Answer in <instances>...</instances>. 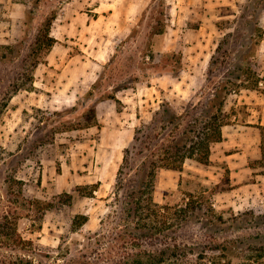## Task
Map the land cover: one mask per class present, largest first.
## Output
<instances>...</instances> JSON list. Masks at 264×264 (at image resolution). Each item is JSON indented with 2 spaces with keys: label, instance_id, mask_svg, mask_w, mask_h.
<instances>
[{
  "label": "rangeland",
  "instance_id": "374dc122",
  "mask_svg": "<svg viewBox=\"0 0 264 264\" xmlns=\"http://www.w3.org/2000/svg\"><path fill=\"white\" fill-rule=\"evenodd\" d=\"M260 4L261 0H0V45H15L12 50L0 47V207L7 197L26 199L24 206L10 205L20 211L21 234L49 253L44 263L106 264L97 240L108 235V225L101 221L111 209L113 185L123 149L139 122L137 113L148 118L164 99L176 107L194 95L198 99L219 43L230 55L219 67L232 69L234 56L245 49L246 22L258 18L264 29ZM51 13V34L58 42L45 53L36 37ZM240 23L242 30L236 28ZM229 33L234 35L227 37ZM256 47L252 66L263 81L227 96L224 109L236 116L222 128L223 139L213 144L211 162L187 160L182 170H161L153 192L157 202L170 205L182 202L189 192L205 197L217 215L228 219L225 228H208L218 229L222 243L264 231V222L256 217L264 213V174L251 166L260 157L256 124L264 125V36ZM37 58L32 90L12 94L14 83ZM95 81L96 94L116 95L121 111L109 101L97 109L99 125L59 131L41 144L44 130L38 119L43 113L70 108ZM62 83L73 90L59 91ZM74 116L69 113L67 119ZM234 170L241 175L235 176ZM235 178L243 183L258 179L259 184L234 190ZM86 184H97L93 195L87 194L89 188L84 193L74 190ZM246 211L253 213L246 216L251 220L248 229L227 227L233 215ZM77 215H87V222L75 226ZM189 231L197 232V226ZM248 243L240 244L231 260L208 250L206 258H193L190 264H264V255L257 258V251L247 246L258 244Z\"/></svg>",
  "mask_w": 264,
  "mask_h": 264
},
{
  "label": "trees",
  "instance_id": "16d2710c",
  "mask_svg": "<svg viewBox=\"0 0 264 264\" xmlns=\"http://www.w3.org/2000/svg\"><path fill=\"white\" fill-rule=\"evenodd\" d=\"M260 5L264 6V0H261ZM244 13L240 14V18ZM54 19V13L49 14L36 37L45 53L58 42L51 34ZM246 23L242 35L245 49L234 56L232 69L221 71L219 65H224L230 55L222 48L223 42L218 44L210 57L205 83L197 95L198 99L194 95L181 107L164 99L150 111L148 118L137 114L139 122L134 128L131 141L123 149L122 162L113 185L114 199L109 204L111 209L101 221L102 225H108V235L104 234L102 239L97 240L103 249L102 261L106 264H190L193 258H206L208 250L220 252L218 256L231 260L236 256V249H241L240 244L246 241L250 242L248 244H258L247 245L257 251V258L264 255V231L247 233L225 243L218 242V229L211 232L208 228L216 225H220V229L225 228L228 219L222 214L217 215L216 210L207 205L205 197L189 192L182 202L170 205L157 202L153 195L162 169L182 170L187 160L203 165L211 162L212 144L223 139L222 128L231 124L236 116L233 110L227 112L224 109L227 96L242 88L254 89L263 81V77L253 68L252 60L256 56V46L264 36V29L259 26L258 18L253 23ZM236 28L243 29L241 23ZM159 32H162L161 29ZM230 35L234 33H229L227 37ZM0 47L12 50L15 45ZM39 63L37 58L23 72V77L14 83L12 94L20 89L32 90L33 71ZM170 69L176 72L172 64ZM96 88L97 81L70 108L56 110L48 116V112L43 113L38 119L41 123L39 126L44 130V135L39 137L41 144L48 142V138L59 131L99 125L97 104L102 100L114 99L118 111L121 110V100L116 95H97ZM35 110L42 111L39 107ZM69 113L75 114L73 120L67 119ZM49 121L53 123L48 126ZM256 126L260 133V157L251 166L260 167V173L264 174V125ZM21 149L20 147L17 153ZM15 154L9 152L10 156L14 157ZM12 181L20 180L13 178ZM88 188L90 191L87 194L93 195L98 186L86 184L76 186L74 190L84 193ZM65 194L70 196L69 193ZM21 198L20 201L7 197L0 207V264H46L42 259L49 258V253L44 251L40 243L25 238L19 231L20 211L10 204L24 206L26 199ZM238 214L241 216L233 215L227 227L240 225L241 228L248 229L251 220L246 219V216H253V213L246 211ZM256 217L264 222V213ZM241 218L243 219L238 221ZM87 220V215H77L72 221L79 227ZM191 225H196L198 231L191 233Z\"/></svg>",
  "mask_w": 264,
  "mask_h": 264
},
{
  "label": "crops",
  "instance_id": "0c3cea01",
  "mask_svg": "<svg viewBox=\"0 0 264 264\" xmlns=\"http://www.w3.org/2000/svg\"><path fill=\"white\" fill-rule=\"evenodd\" d=\"M56 38H58L57 36H55ZM68 86V83H62V87H59L58 86V90L59 91H64L65 90V92L66 93H68V91H72L73 89H72V87H67ZM151 85H148V87H150ZM75 90V89H74ZM161 91V90H160ZM74 94V96H76L77 97V92L76 91H73V93H72V95ZM53 98H54V96H53V94L51 95V99L50 100H53ZM113 102V103H115V105H116V102H115V100L114 99H111V98H108V99H105V100H102V101H100L98 104H97V109L100 107V106H102L103 104H105V103H107V102ZM113 105V104H112ZM116 108H117V106H116ZM118 110V109H117ZM121 111V110H120ZM138 114V113H137ZM98 116V115H97ZM136 117H137V120H139L138 119V115H136ZM99 121V120H98ZM136 124V123H135ZM137 125V124H136ZM135 125V126H136ZM135 126H134V128H135ZM92 127V126H91ZM89 128V127H88ZM134 128H133V130H132V132L134 133ZM132 137H133V134H132ZM218 142H215V143H213V144H217ZM213 144H212V146H213ZM212 146H211V153H210V160H212ZM163 170H170V169H162V171ZM235 172H236V175L235 176H237V177H239V175H241V171H238V170H234ZM259 184V182H258V179L255 181H251V182H248V183H243V182H241V181H239V179L238 178H235L234 179V190H240L241 188H243V186L245 185V186H248L247 188L249 189L250 187L249 186H255V185H258ZM260 186V185H259ZM254 188V187H253ZM263 190H264V187H263Z\"/></svg>",
  "mask_w": 264,
  "mask_h": 264
}]
</instances>
